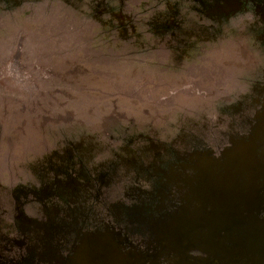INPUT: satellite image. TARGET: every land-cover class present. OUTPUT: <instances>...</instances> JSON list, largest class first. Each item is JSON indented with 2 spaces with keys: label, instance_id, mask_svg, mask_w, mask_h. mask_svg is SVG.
<instances>
[{
  "label": "rangeland",
  "instance_id": "obj_1",
  "mask_svg": "<svg viewBox=\"0 0 264 264\" xmlns=\"http://www.w3.org/2000/svg\"><path fill=\"white\" fill-rule=\"evenodd\" d=\"M262 158L264 0H0V264H264Z\"/></svg>",
  "mask_w": 264,
  "mask_h": 264
},
{
  "label": "flooded vegetation",
  "instance_id": "obj_2",
  "mask_svg": "<svg viewBox=\"0 0 264 264\" xmlns=\"http://www.w3.org/2000/svg\"><path fill=\"white\" fill-rule=\"evenodd\" d=\"M248 146L247 145H243V144L241 145L240 144L236 148L232 149V152H234L235 155H238V157H239V161L237 162L236 167H245V164L248 161V158L252 154L251 151H250V148ZM227 155H228L227 162L229 163L230 166H232L231 165V161H233L234 154H232V153H230V151H228L227 152ZM261 161H264V158H262ZM213 185L214 186H220L221 187V185L223 186V181L222 180L221 181H216ZM114 248H115V245H114ZM153 264H155V263H153Z\"/></svg>",
  "mask_w": 264,
  "mask_h": 264
}]
</instances>
